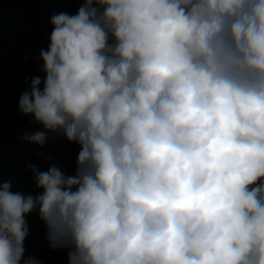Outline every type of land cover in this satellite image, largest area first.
I'll return each mask as SVG.
<instances>
[{"label":"clouds","instance_id":"1","mask_svg":"<svg viewBox=\"0 0 264 264\" xmlns=\"http://www.w3.org/2000/svg\"><path fill=\"white\" fill-rule=\"evenodd\" d=\"M76 2L17 103L74 173L0 172V264H39L34 213L68 264H264V0Z\"/></svg>","mask_w":264,"mask_h":264},{"label":"trees","instance_id":"2","mask_svg":"<svg viewBox=\"0 0 264 264\" xmlns=\"http://www.w3.org/2000/svg\"><path fill=\"white\" fill-rule=\"evenodd\" d=\"M80 4L76 0H0V172L10 177L27 192H34L32 174L25 163L38 164L46 170L50 161L38 157L37 152L51 155L66 174H73L79 145L63 138L39 147L19 139L25 130H43L17 110L20 94L25 89V77L43 73L34 59L46 48L52 30L49 23L53 12L75 14ZM29 59L25 60V56ZM29 235L24 246L25 255L39 264H68L65 250H52L45 239V228L37 214L27 217Z\"/></svg>","mask_w":264,"mask_h":264}]
</instances>
